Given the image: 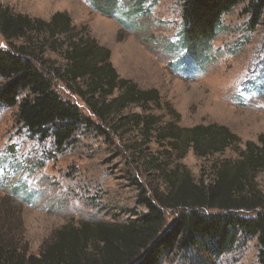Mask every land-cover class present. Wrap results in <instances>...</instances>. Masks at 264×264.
Wrapping results in <instances>:
<instances>
[{
  "label": "rangeland",
  "instance_id": "obj_1",
  "mask_svg": "<svg viewBox=\"0 0 264 264\" xmlns=\"http://www.w3.org/2000/svg\"><path fill=\"white\" fill-rule=\"evenodd\" d=\"M185 1L0 0V4L45 21L58 12L67 13L77 30L87 29L110 50L111 63L121 78L142 90L159 92L172 109V114L158 112L164 124L224 126L239 138L243 152L247 143L258 144L264 134V23L254 20L256 0H245L223 16L215 38L201 44L186 39ZM6 48L0 35V49ZM53 54V59H59ZM56 91L92 117L62 84ZM139 134L137 130L119 133L107 143L81 131L74 143L60 149L52 140L33 139L18 123L16 109L0 107V235L4 241L26 256L37 257L65 228L127 224L145 213L137 204L139 187L161 188L162 183L130 151L131 145L142 141ZM234 147L205 159L189 149L176 163L196 182L209 183L216 164L238 160L240 152ZM144 149L146 155L158 151L154 143ZM255 182L264 193V175L259 174ZM176 216L166 213L167 227ZM259 253L257 239L239 234L237 244L222 255L205 245L174 252L163 264H259Z\"/></svg>",
  "mask_w": 264,
  "mask_h": 264
},
{
  "label": "trees",
  "instance_id": "obj_2",
  "mask_svg": "<svg viewBox=\"0 0 264 264\" xmlns=\"http://www.w3.org/2000/svg\"><path fill=\"white\" fill-rule=\"evenodd\" d=\"M244 1L186 0L182 19L188 42L214 39L223 16ZM252 9L255 22L264 23V0H256ZM0 35L7 46L0 49V107L16 109L18 123L33 139L52 140L62 149L81 131L110 143L114 135L137 130L142 141L130 151L162 183L161 188L139 187L137 204L146 212L130 223L65 228L37 257L26 256L0 235V264H163L174 252L205 245L222 255L237 244L239 234L258 240L259 264H264V193L255 182L264 175V134L240 152L239 138L224 126L164 124L158 112L172 114V109L159 92L121 78L110 50L87 29L77 30L67 13L45 21L0 4ZM58 83L92 117L59 94ZM133 109L137 112L125 114ZM152 143L157 154L146 155L144 148ZM231 147L240 152L238 160L216 164L209 183L196 182L176 163L189 149L205 159ZM167 212L177 214L169 227Z\"/></svg>",
  "mask_w": 264,
  "mask_h": 264
}]
</instances>
